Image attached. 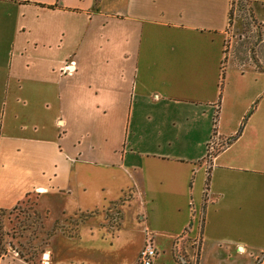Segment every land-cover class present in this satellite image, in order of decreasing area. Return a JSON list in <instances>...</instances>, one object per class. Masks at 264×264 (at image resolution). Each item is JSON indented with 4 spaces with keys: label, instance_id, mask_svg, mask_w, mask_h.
Wrapping results in <instances>:
<instances>
[{
    "label": "crops",
    "instance_id": "obj_1",
    "mask_svg": "<svg viewBox=\"0 0 264 264\" xmlns=\"http://www.w3.org/2000/svg\"><path fill=\"white\" fill-rule=\"evenodd\" d=\"M1 8L31 71L0 105V211L34 191L65 216L98 211L47 264H136L148 236L156 264H264V66L224 63L232 0ZM212 139L226 144L209 157Z\"/></svg>",
    "mask_w": 264,
    "mask_h": 264
},
{
    "label": "rangeland",
    "instance_id": "obj_2",
    "mask_svg": "<svg viewBox=\"0 0 264 264\" xmlns=\"http://www.w3.org/2000/svg\"><path fill=\"white\" fill-rule=\"evenodd\" d=\"M231 10V22L225 40V65L228 61L234 60L240 66L254 64L264 66V22L255 18L252 0H232ZM2 11L3 8L0 9L1 111L12 97L13 84L15 82L24 84L26 75L31 71V64L29 59L27 62L26 54L21 57L17 49L12 51L11 45L8 47L3 45L5 35L13 37L14 23L17 19L15 16L11 19L3 17ZM38 63L41 64L40 61ZM8 116L0 115V122L2 123L3 118L4 122L7 121ZM217 117V114L214 115V124L217 122ZM224 144L226 140L215 145V150ZM120 211L119 204L104 210L106 215H104L105 222L102 225H118L121 220ZM92 212L65 216L57 209L55 199H44L41 193L34 191L1 216L0 258H6L8 263L11 261L13 263V260L18 259L20 262L23 261L22 263L47 264L52 255L51 248L54 246L57 234L63 233L72 237L78 235L81 223L98 213V211Z\"/></svg>",
    "mask_w": 264,
    "mask_h": 264
},
{
    "label": "built area",
    "instance_id": "obj_3",
    "mask_svg": "<svg viewBox=\"0 0 264 264\" xmlns=\"http://www.w3.org/2000/svg\"><path fill=\"white\" fill-rule=\"evenodd\" d=\"M215 150V144L213 139L208 144V156L211 157ZM158 256V250L155 247L153 236H148L143 250L140 254L139 260L136 264H156V258Z\"/></svg>",
    "mask_w": 264,
    "mask_h": 264
},
{
    "label": "trees",
    "instance_id": "obj_4",
    "mask_svg": "<svg viewBox=\"0 0 264 264\" xmlns=\"http://www.w3.org/2000/svg\"><path fill=\"white\" fill-rule=\"evenodd\" d=\"M231 16H232V11H231V14H230V22H231ZM220 148H221V147H220ZM130 197H131V195H129L128 197H127V196H126V197H123V198H121V200L114 202V203H115L114 205L119 204V206L121 207L125 202H127V201L130 199ZM26 198H27V197H26ZM5 212H6L5 210H1V211H0V224H1V216H3ZM95 212H96V211H94V213H95ZM88 213H89V212H88ZM91 213H93V212H91ZM78 226H79V225H78ZM177 251H178L180 254H183V255L186 257V255H185L184 250H183L182 247L178 246V247H177ZM27 262H28V261H27ZM187 264H192V263H191V262H188Z\"/></svg>",
    "mask_w": 264,
    "mask_h": 264
}]
</instances>
